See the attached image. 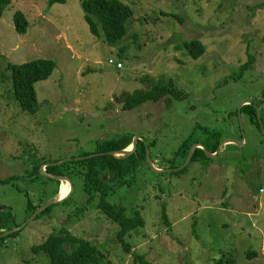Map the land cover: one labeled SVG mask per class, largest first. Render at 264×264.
Masks as SVG:
<instances>
[{"label":"rangeland","instance_id":"rangeland-1","mask_svg":"<svg viewBox=\"0 0 264 264\" xmlns=\"http://www.w3.org/2000/svg\"><path fill=\"white\" fill-rule=\"evenodd\" d=\"M51 1L12 0L0 18V181L15 179L0 184V210L6 208L0 231L23 227L0 246V264H49L33 246L61 229L116 264H144L140 255L153 264H264V135L248 117L246 146L229 144L184 172H154L146 151V163L128 175L135 177L131 187L121 185L109 199L128 213L142 212L145 227L126 238L130 252L118 226L87 203L89 164L68 161L102 153L104 141L133 137L155 168L178 169L188 159L181 146L194 132L193 142L210 131L244 142L236 113L245 101L257 105L264 130V0H120L134 16L116 44L105 41L100 27L99 35L90 31L86 0ZM16 12L30 23L26 33L15 29ZM192 39L205 46L198 58L185 46ZM37 58L57 67L36 85L40 106L32 115L15 100L8 66ZM250 58L254 63L242 72ZM169 80L189 98L123 109L124 95ZM46 164H58L54 175L68 178L74 192L29 222L31 203L58 196L61 182L43 173Z\"/></svg>","mask_w":264,"mask_h":264},{"label":"trees","instance_id":"trees-1","mask_svg":"<svg viewBox=\"0 0 264 264\" xmlns=\"http://www.w3.org/2000/svg\"><path fill=\"white\" fill-rule=\"evenodd\" d=\"M11 1L0 0V18L5 9L11 5ZM66 1L52 0L51 4H63ZM82 8L85 13L84 19L90 31L95 35H99L100 29H102L105 41L109 44H116L124 37L127 32V23L134 16L132 9L124 5L120 0H86L82 3ZM13 21L15 29L20 33H26L29 30L30 23L22 12H16ZM185 46L193 58H198L205 52V46L201 41L196 39L185 42ZM253 63L254 59L250 58L248 62L242 65V72L246 71ZM56 67V61L51 58H37L8 66L11 69L12 90L15 100L24 112L32 115L38 113L40 105L36 85L41 81L48 80L54 73ZM188 98L189 94L179 88L173 80L165 83L155 82L149 86L147 91H137L124 95L123 109L125 111H131L145 102L157 103L163 99H166L168 106H172L174 100H185ZM238 112L236 114L239 116ZM242 114L243 117H248L250 122L256 125L259 132H261L255 105H245L242 109ZM195 133L185 141L179 151L180 156L185 160L188 158L191 147L194 144H201L210 153L215 154L223 142L221 134L216 131L205 132L204 134H206L207 138L202 142H193L192 137H194ZM132 141L133 137H124L122 140L104 141L100 152L108 153L125 150L132 144ZM203 159L210 160L202 149H196L191 163ZM141 162L146 163V147L140 141L137 143L135 151L128 157L118 158L111 155H103L95 159H85L79 162V164L87 163L90 166L89 171L84 173V192L88 195V205L96 203L97 210L108 221L118 226V239L128 252L131 251V246L126 242L127 236L133 231L144 228L145 220L140 210L133 209L128 213L125 206L112 203L109 199L112 194L117 193L121 185L131 187L135 177L127 180L128 175L132 173L133 169L136 170ZM39 169L40 167L36 168V171ZM55 171L56 167L52 166L47 168V172L50 174H54ZM184 171L186 169L181 172ZM13 180L15 179L11 178L0 181V184L6 185ZM42 206L44 204L36 206L31 203L29 206L33 209L31 215H34ZM50 209L51 207L42 215L48 213ZM163 212L165 224L170 226L171 222L166 209H163ZM3 215L1 219H3ZM0 221L3 224L2 220ZM16 235L17 232L0 239V246L7 238ZM33 251L35 253L45 252L49 256V264H116L96 245L71 234L65 229H61L59 233L50 235L46 242L34 245ZM137 258L141 263L153 264L142 255L137 256ZM217 264H225V262L220 260ZM227 264H234V262L228 259Z\"/></svg>","mask_w":264,"mask_h":264},{"label":"water","instance_id":"water-1","mask_svg":"<svg viewBox=\"0 0 264 264\" xmlns=\"http://www.w3.org/2000/svg\"><path fill=\"white\" fill-rule=\"evenodd\" d=\"M249 104H252V105H255L253 101H245L241 104L240 106V109H239V118H240V122H241V126H242V131H243V134H244V142L243 141H235V140H227V141H223L218 149V151L215 153V154H212L210 153L205 146L201 145V144H194L192 147H191V151H190V154H189V157L187 159V162L185 163L184 166L178 168V169H157L153 166L152 162H151V157H150V153H149V150L148 148L146 147V151H147V162L149 164V166L151 167V169L156 172V173H159V174H169V173H174V172H180V171H183L185 170L188 166H190L191 164V161L193 159V156H194V153H195V150L196 149H202L206 156L209 158V159H214V158H217L219 156V154L222 152V150L224 149L225 146L229 145V144H238L239 146H246V144L248 143V140H247V136L245 135V132H244V122H243V114H242V109L245 105H249ZM256 108H257V105H255ZM257 114H258V119L260 120V114H259V110L257 108ZM261 127V132L263 133L264 135V130H263V127L262 125H260ZM138 140L139 138H135L133 141H132V150L128 151L126 148L125 150H122V151H113V152H108V153H98V154H94V155H91V156H86V157H83V158H79V159H70L68 161H82V160H85V159H91V158H94V157H99V156H103V155H111V156H115V157H127V156H130L136 149V145L138 143ZM65 163V162H63ZM58 164H46V168H42V171L43 173H45L47 175L48 178H51L52 180H56L58 182H67L70 184L71 186V192L70 194L66 197V198H63V199H60L58 200V197H56L53 201L47 203L46 205L42 206L39 210H37V212L30 218L29 222L31 221H34L36 218H38L42 213H44L46 210H48L51 206H53L54 204H58V203H62L64 202L71 194L72 192H74V186L73 184L69 181L68 178L66 177H58V175H54V174H50L47 172V168L48 167H52V166H56ZM46 169V170H45ZM6 209V208H5ZM5 209H2L0 210V220H1V216H2V213L4 212ZM23 227H19V228H16V229H13V230H9V231H6V232H3L0 234V239L2 238H5V237H8L16 232H19L20 230H22Z\"/></svg>","mask_w":264,"mask_h":264},{"label":"bare ground","instance_id":"bare-ground-1","mask_svg":"<svg viewBox=\"0 0 264 264\" xmlns=\"http://www.w3.org/2000/svg\"><path fill=\"white\" fill-rule=\"evenodd\" d=\"M127 150L128 151L132 150V145H130ZM61 184H62V186H61V191H60V195L58 197V200L63 199V197L66 198L71 192V186L69 183L62 182Z\"/></svg>","mask_w":264,"mask_h":264},{"label":"crops","instance_id":"crops-1","mask_svg":"<svg viewBox=\"0 0 264 264\" xmlns=\"http://www.w3.org/2000/svg\"><path fill=\"white\" fill-rule=\"evenodd\" d=\"M61 185H59V189H58V196L57 197H59V195H60V191H61ZM260 191H261V189H260Z\"/></svg>","mask_w":264,"mask_h":264},{"label":"built area","instance_id":"built-area-1","mask_svg":"<svg viewBox=\"0 0 264 264\" xmlns=\"http://www.w3.org/2000/svg\"><path fill=\"white\" fill-rule=\"evenodd\" d=\"M109 62H111V63H112V62H113V60H112V59H110V60H109ZM119 66H122V64H121V63H119ZM261 192H263V189H261Z\"/></svg>","mask_w":264,"mask_h":264}]
</instances>
